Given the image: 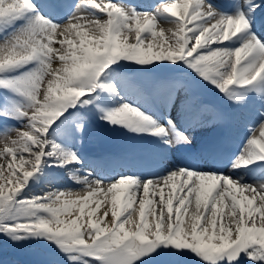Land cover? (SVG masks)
<instances>
[{"label":"snow or ice","instance_id":"obj_1","mask_svg":"<svg viewBox=\"0 0 264 264\" xmlns=\"http://www.w3.org/2000/svg\"><path fill=\"white\" fill-rule=\"evenodd\" d=\"M111 133L143 143L85 160ZM0 138L11 242L67 264H264V0H0Z\"/></svg>","mask_w":264,"mask_h":264},{"label":"rangeland","instance_id":"obj_2","mask_svg":"<svg viewBox=\"0 0 264 264\" xmlns=\"http://www.w3.org/2000/svg\"><path fill=\"white\" fill-rule=\"evenodd\" d=\"M167 25H168L167 26V29L169 30L171 26L169 24H167ZM13 136H14V133H13ZM2 146H3V141H2V138H0V147H2ZM0 162H3V161L0 160ZM30 184H29V187H31ZM61 190L62 191L70 190V191L74 192V191L81 190V187L75 188V187L67 186L65 188H61ZM37 194H40V193L38 192ZM4 241H7V243L11 244V247H7V245H6L5 247L0 248V257H4V255L12 254V252L14 253L15 251H17L19 253V255L20 254L23 255V256L26 255V254L29 255L28 252H30V250H28V249L33 244V243L32 244L31 243H22L20 245L19 244L16 245L15 242H11V241H9V239L7 237L1 235L0 236V244H2V245L5 244ZM12 245L15 246V247H13ZM49 245L51 247H53V248H56L55 245L54 244H51L50 242H49ZM36 251L41 252V253H43V254L46 255V253L42 252L39 248H36ZM46 256H47V258L48 257H52L51 255H46ZM11 259L14 260V262H13L14 264H24V262H22V261L19 263L18 260L16 258H14V257H12ZM9 263L10 262L8 261L6 264H9Z\"/></svg>","mask_w":264,"mask_h":264},{"label":"bare ground","instance_id":"obj_3","mask_svg":"<svg viewBox=\"0 0 264 264\" xmlns=\"http://www.w3.org/2000/svg\"><path fill=\"white\" fill-rule=\"evenodd\" d=\"M144 5V4H143ZM148 5H150V4H148ZM170 30H174V28L173 27H171L170 28ZM220 99V102H223V98L221 97V98H219ZM167 189H165V192L167 193ZM80 193L81 195H84L85 193L84 192H82L81 190H78V191H74V193ZM139 199V198H138ZM157 199H159V197H156V200ZM92 200L93 201H95V200H103L104 202L102 203V205H101V209L98 211V215L99 214H102V212H103V210H104V208L106 207V206H108V205H110V201H111V194H108V196L107 197H105L104 196V194H102V193H100V194H97V196H95V197H93L92 198ZM94 206V205H93ZM133 208H138V203L137 204H134L133 205ZM107 222V221H106ZM129 227H131V225H129Z\"/></svg>","mask_w":264,"mask_h":264}]
</instances>
